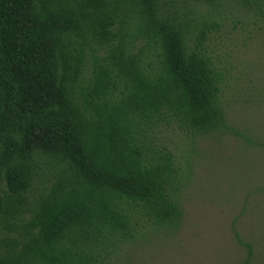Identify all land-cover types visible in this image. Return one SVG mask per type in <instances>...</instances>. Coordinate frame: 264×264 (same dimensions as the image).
I'll use <instances>...</instances> for the list:
<instances>
[{
    "label": "trees",
    "instance_id": "1",
    "mask_svg": "<svg viewBox=\"0 0 264 264\" xmlns=\"http://www.w3.org/2000/svg\"><path fill=\"white\" fill-rule=\"evenodd\" d=\"M236 1L264 17V0ZM221 27L163 0H0V264H111L179 229L161 133L242 138L210 49Z\"/></svg>",
    "mask_w": 264,
    "mask_h": 264
},
{
    "label": "rangeland",
    "instance_id": "2",
    "mask_svg": "<svg viewBox=\"0 0 264 264\" xmlns=\"http://www.w3.org/2000/svg\"><path fill=\"white\" fill-rule=\"evenodd\" d=\"M163 1L179 12L219 17L222 27L210 49L227 74V125L242 138L165 128L161 139L182 172L181 225L147 231L111 264H243L246 245L250 264H264V17L236 0L216 7Z\"/></svg>",
    "mask_w": 264,
    "mask_h": 264
}]
</instances>
